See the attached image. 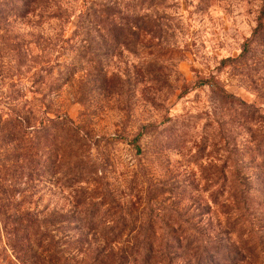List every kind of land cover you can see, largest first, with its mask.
I'll return each mask as SVG.
<instances>
[{
    "label": "rangeland",
    "instance_id": "rangeland-1",
    "mask_svg": "<svg viewBox=\"0 0 264 264\" xmlns=\"http://www.w3.org/2000/svg\"><path fill=\"white\" fill-rule=\"evenodd\" d=\"M90 2L128 1L50 0L42 16L0 22V215L82 216L89 209L75 201L87 192L108 203L91 214L136 217L126 230L165 229L147 218L182 211L192 217L184 228L197 223L223 243L241 239L252 264H264V32L253 35L264 0H156L140 8L151 32L137 42L102 38L96 27L86 33L79 14ZM38 36L51 45L33 60ZM46 117L53 121L38 140L39 163L58 148L56 172L32 180L28 132ZM65 125L85 143L76 152L64 147ZM76 161L84 180L66 172ZM248 215L259 226H248ZM75 226L72 238L88 240L67 247L68 264L91 263L105 246L101 232L122 228ZM0 264L44 263L8 247Z\"/></svg>",
    "mask_w": 264,
    "mask_h": 264
},
{
    "label": "trees",
    "instance_id": "trees-1",
    "mask_svg": "<svg viewBox=\"0 0 264 264\" xmlns=\"http://www.w3.org/2000/svg\"><path fill=\"white\" fill-rule=\"evenodd\" d=\"M49 1L0 0V22H4L13 16L20 18L36 14L37 16H42L43 9L47 8ZM127 1V4H123V6L117 2H109V5L90 2V6L80 12L79 22L86 24V33L88 31L91 32L90 27L92 29L96 27V32L102 38L110 37L116 40L130 38L137 42L143 32H151L146 25L150 23V20L139 15L140 8L143 5L150 8L155 5L156 0ZM56 14L58 17L61 16L60 12L57 11L53 13V16H56ZM257 19L258 22L253 35L260 36L264 32V4L259 10ZM58 41L65 43L68 38H60ZM38 42H44L42 43L43 46L38 47ZM49 45H51L50 41L46 42V40L38 36L35 41L37 54L31 58L37 60L43 57V54L47 53ZM249 47L250 41H247L244 44L243 53H246ZM41 71L49 73V67L47 66ZM207 82L199 81L200 84ZM52 121L47 117L41 119L36 127L28 132L26 156L29 179L35 180L38 173L43 171H49L51 172L50 176H55V160L58 148H54L52 152L43 153L47 155L45 164L39 163L42 154H40L38 149V140L42 135H44V139L47 138L50 132V125H48L50 123L48 122ZM59 125L57 124L56 127H59ZM63 132L71 135V142L68 144L70 146H67V143L64 146L66 149L76 152L79 147L84 146V141L77 138L78 132L72 126L65 125ZM140 135L141 133L137 134L131 140L137 153L140 152L137 144ZM83 169L84 166L81 162L76 161L67 168L66 172L72 179L84 180L81 178ZM225 172V169H223L222 176H224ZM241 178L244 179L243 177ZM88 195L89 193L87 192L82 193V196L75 201L76 206L84 209L88 208L91 211L94 208L98 209L108 204L100 200L93 201ZM239 196L241 199V202H239L244 205L243 194ZM13 208L19 210L18 205H13ZM89 211L86 212L85 209V213L82 216L67 214L46 215L26 208L22 212L18 211L11 215H0V260L8 247H19V250L23 251L29 260H37L44 264H68V260L71 258L69 253H66L67 247L71 245L81 246L88 240L86 235H81L75 240L72 238L69 232L73 227H76V224H87L89 225L87 229L93 225L116 224L122 226V228L116 230L109 228L101 232L102 244L105 246H97L96 255L91 263L87 264H126L130 258L134 261L136 257L140 260V264H252L250 260L252 253L240 244L242 242L241 239L236 242L230 238L227 243H223L220 238L210 235L203 227H196L198 226L197 223H194L189 228L188 226L192 223V217H185V212L182 213V211L157 218L148 217L146 220L148 225H155L158 220L157 222L163 224L165 229L154 230L149 228L141 232L129 231L124 228L127 224H135L138 221L136 217L126 218L119 216L109 219L106 218L105 212L95 215ZM260 221L262 219L258 216L249 217L248 215L245 223H248L250 227H254L259 226ZM236 223H238L237 220L233 224L236 225ZM186 224L188 226L184 228ZM225 232L228 233L227 230ZM250 249H255V245H251Z\"/></svg>",
    "mask_w": 264,
    "mask_h": 264
}]
</instances>
